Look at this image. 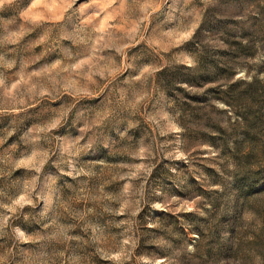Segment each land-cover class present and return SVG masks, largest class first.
Wrapping results in <instances>:
<instances>
[{
	"label": "rangeland",
	"instance_id": "rangeland-1",
	"mask_svg": "<svg viewBox=\"0 0 264 264\" xmlns=\"http://www.w3.org/2000/svg\"><path fill=\"white\" fill-rule=\"evenodd\" d=\"M0 264H264V0H0Z\"/></svg>",
	"mask_w": 264,
	"mask_h": 264
},
{
	"label": "trees",
	"instance_id": "trees-1",
	"mask_svg": "<svg viewBox=\"0 0 264 264\" xmlns=\"http://www.w3.org/2000/svg\"><path fill=\"white\" fill-rule=\"evenodd\" d=\"M223 84L224 87L217 89V96L218 99L222 100L227 105L232 104V101L235 100V91H234V84L231 82H228V78L230 77L231 73L228 71V69H223ZM232 100V101H231Z\"/></svg>",
	"mask_w": 264,
	"mask_h": 264
}]
</instances>
